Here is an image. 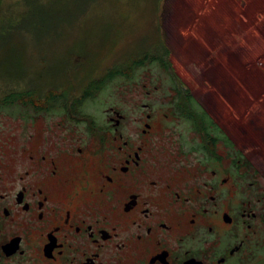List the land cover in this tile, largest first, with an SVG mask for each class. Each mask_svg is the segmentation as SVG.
<instances>
[{
    "label": "flooded vegetation",
    "instance_id": "af4514ba",
    "mask_svg": "<svg viewBox=\"0 0 264 264\" xmlns=\"http://www.w3.org/2000/svg\"><path fill=\"white\" fill-rule=\"evenodd\" d=\"M242 5L252 17L264 0ZM235 11L229 31L202 20L200 47L227 32L235 40ZM165 57H137L81 87L26 86L19 99L4 88L0 264H251L264 249L254 120H237L231 84L213 71ZM113 78L118 101L102 105Z\"/></svg>",
    "mask_w": 264,
    "mask_h": 264
},
{
    "label": "rangeland",
    "instance_id": "374dc122",
    "mask_svg": "<svg viewBox=\"0 0 264 264\" xmlns=\"http://www.w3.org/2000/svg\"><path fill=\"white\" fill-rule=\"evenodd\" d=\"M243 1L42 0L39 10L32 0H0V95L7 85L17 99L26 86L81 87L144 55L156 53L168 65L166 55L178 69L199 66L213 71L214 83L231 84L237 120L245 113L252 117L253 136L262 142L254 144L255 154L264 157V128H259L264 126V74L257 70L264 68V9L251 17L252 7ZM235 7V40L227 32L223 41L200 47L202 20L229 31ZM46 9L50 13L42 19ZM186 20L194 34L183 37ZM118 86L117 79L107 80L98 96L102 105L118 101ZM251 264H264V249L254 253Z\"/></svg>",
    "mask_w": 264,
    "mask_h": 264
},
{
    "label": "trees",
    "instance_id": "16d2710c",
    "mask_svg": "<svg viewBox=\"0 0 264 264\" xmlns=\"http://www.w3.org/2000/svg\"><path fill=\"white\" fill-rule=\"evenodd\" d=\"M34 3H39V2H41L42 0H32ZM77 1H81V0H77ZM53 2V1H52ZM40 5H41V3H39L38 5H37V7L39 8V10H40ZM37 9V8H36ZM50 10L51 9H46V10H44L43 11V15H41V16H43V18L42 19H45L46 17H47V15H49V13H50ZM33 11V8L31 9V12ZM44 22H45V20H44ZM164 65V64H163Z\"/></svg>",
    "mask_w": 264,
    "mask_h": 264
}]
</instances>
